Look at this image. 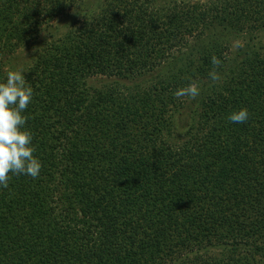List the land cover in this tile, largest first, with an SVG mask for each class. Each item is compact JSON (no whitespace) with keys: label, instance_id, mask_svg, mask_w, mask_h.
Returning <instances> with one entry per match:
<instances>
[{"label":"trees","instance_id":"1","mask_svg":"<svg viewBox=\"0 0 264 264\" xmlns=\"http://www.w3.org/2000/svg\"><path fill=\"white\" fill-rule=\"evenodd\" d=\"M76 2L0 0V83ZM91 8L22 72L42 169L0 187V264H264V0Z\"/></svg>","mask_w":264,"mask_h":264},{"label":"clouds","instance_id":"2","mask_svg":"<svg viewBox=\"0 0 264 264\" xmlns=\"http://www.w3.org/2000/svg\"><path fill=\"white\" fill-rule=\"evenodd\" d=\"M36 51V49H34ZM221 60L212 57L213 69L208 73L213 84L221 80L217 69ZM200 86L196 82L174 92L176 98L196 99ZM33 100V88L21 71H8L6 82L0 83V187L7 189L13 176L27 175L38 178L41 162L34 157L33 134L25 129L27 117L23 115ZM249 119L246 108L232 112L228 120L243 124Z\"/></svg>","mask_w":264,"mask_h":264},{"label":"rangeland","instance_id":"3","mask_svg":"<svg viewBox=\"0 0 264 264\" xmlns=\"http://www.w3.org/2000/svg\"><path fill=\"white\" fill-rule=\"evenodd\" d=\"M98 1L100 0H77L73 8H71L65 14L60 15L59 18L54 21L48 29H45L41 32L36 43L29 44L27 47L21 49L15 54L11 65L8 67V71L11 70L26 72L36 58V53L38 52L37 47L40 45L41 41L42 46L43 43H46L47 41H54L59 36L67 32L77 20H80V17L86 16L87 13L92 9V5H96V2ZM80 14L82 15L80 16ZM262 34L264 35V31H262L258 37ZM236 45L237 44L234 43V46ZM34 49H36V51H34Z\"/></svg>","mask_w":264,"mask_h":264}]
</instances>
